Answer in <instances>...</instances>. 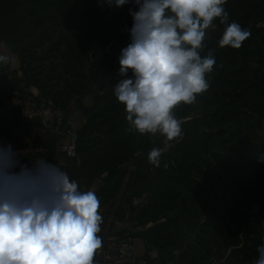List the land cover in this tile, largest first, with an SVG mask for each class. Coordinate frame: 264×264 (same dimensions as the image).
Wrapping results in <instances>:
<instances>
[{
    "label": "trees",
    "instance_id": "1",
    "mask_svg": "<svg viewBox=\"0 0 264 264\" xmlns=\"http://www.w3.org/2000/svg\"><path fill=\"white\" fill-rule=\"evenodd\" d=\"M223 7L229 23L251 35L239 49L220 48L226 25L214 20L217 29L206 33L201 52L214 50L209 88L173 110L182 135L165 143L159 134L129 132L124 105L113 92L126 78L119 56L131 43L134 4L0 0V42L18 56L26 85L63 111L94 96L81 109L86 123L78 131L77 157L59 153V138L50 134L36 139L46 153L35 163L57 165L81 191L100 181L102 227L112 217L113 223L128 217L133 234L112 228L109 234L141 240L148 264H254L264 245V0H227ZM104 69L113 74L111 90L99 84ZM153 148L162 152L159 167L148 161Z\"/></svg>",
    "mask_w": 264,
    "mask_h": 264
},
{
    "label": "clouds",
    "instance_id": "2",
    "mask_svg": "<svg viewBox=\"0 0 264 264\" xmlns=\"http://www.w3.org/2000/svg\"><path fill=\"white\" fill-rule=\"evenodd\" d=\"M227 0H105L117 8L132 3L131 43L121 49L113 88L124 105L129 132L157 134L164 142L182 135L173 110L192 104L208 90L207 74L216 65L214 50L201 52L206 33L226 25L220 48L239 49L251 33L223 5ZM9 58L0 55V64ZM131 70V77L128 72ZM162 152L153 148L148 161L160 166ZM165 168L167 165L165 164ZM18 169V170H17ZM100 201L94 191H81L55 164L37 160L21 164L12 146H0V264H94L102 247ZM254 264H264V245Z\"/></svg>",
    "mask_w": 264,
    "mask_h": 264
},
{
    "label": "crops",
    "instance_id": "3",
    "mask_svg": "<svg viewBox=\"0 0 264 264\" xmlns=\"http://www.w3.org/2000/svg\"><path fill=\"white\" fill-rule=\"evenodd\" d=\"M0 55L7 56L9 62L7 64H0V69L3 72V79L0 84V146L11 145L13 151H18L24 145V137L28 131L27 127L17 118V113L23 109L34 107L38 104L42 97L38 88L34 86H27L25 77L21 70V62L18 56L14 53L11 46L4 42H0ZM93 97L90 96L83 100H75L68 111L65 112V122L67 128H73L79 131L86 123L85 117L81 109L83 107H90L93 103ZM15 103V111H10L7 106L10 103ZM29 128V127H28ZM31 133L35 141L40 137L46 140L50 134L49 131L44 130L38 123H31ZM39 137V138H38ZM57 150L60 152L61 141L58 140ZM42 146L43 145H38ZM45 149V148H44ZM35 156H27V165L33 167L35 165ZM60 165H65L64 158H59ZM101 186V182H97L91 188L95 194ZM110 230V228H108ZM116 231H113V233ZM110 233V232H109ZM102 235V234H101ZM103 236V235H102ZM137 240L138 254L144 255L145 247L141 240ZM157 253H152V258H156Z\"/></svg>",
    "mask_w": 264,
    "mask_h": 264
},
{
    "label": "built area",
    "instance_id": "4",
    "mask_svg": "<svg viewBox=\"0 0 264 264\" xmlns=\"http://www.w3.org/2000/svg\"><path fill=\"white\" fill-rule=\"evenodd\" d=\"M3 79V72L0 69V84ZM16 104L10 103L7 109L15 111ZM17 118L27 127L28 131L24 137V145L18 152L27 157L33 155H44L46 150L35 144V139L31 133L30 124L38 123L44 130L56 135L60 141V152L67 157H77L78 131L67 128L65 122V112L58 108L52 99L41 97L38 104L31 108H26L17 113ZM29 127V128H28ZM141 201L135 200L137 205ZM100 209V207H99ZM128 219V217H126ZM102 234L104 228L100 225ZM107 240V245L97 250L94 256V264H148V261L138 254L137 240L129 235L124 237L108 234L103 236ZM177 264V263H170Z\"/></svg>",
    "mask_w": 264,
    "mask_h": 264
},
{
    "label": "rangeland",
    "instance_id": "5",
    "mask_svg": "<svg viewBox=\"0 0 264 264\" xmlns=\"http://www.w3.org/2000/svg\"><path fill=\"white\" fill-rule=\"evenodd\" d=\"M119 205V201L117 202L115 209H114V213L113 216L116 212V209L118 208ZM113 217L111 218V220L109 221L107 227L103 230L102 235L103 236H107L110 232V230L108 228H112L113 231H122V230H127L129 231L130 234H133L136 230L133 228V224L129 222V219H125V222H120L117 221L115 223H113ZM136 239V238H135Z\"/></svg>",
    "mask_w": 264,
    "mask_h": 264
},
{
    "label": "water",
    "instance_id": "6",
    "mask_svg": "<svg viewBox=\"0 0 264 264\" xmlns=\"http://www.w3.org/2000/svg\"><path fill=\"white\" fill-rule=\"evenodd\" d=\"M112 79H113V74L108 69H104L101 77L99 78V84L103 88L111 90Z\"/></svg>",
    "mask_w": 264,
    "mask_h": 264
}]
</instances>
